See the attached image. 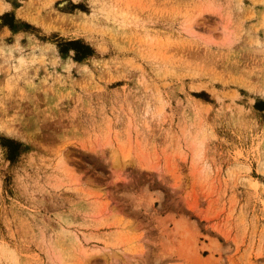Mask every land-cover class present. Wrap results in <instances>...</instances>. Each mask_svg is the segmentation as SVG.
<instances>
[{
    "label": "rangeland",
    "instance_id": "rangeland-1",
    "mask_svg": "<svg viewBox=\"0 0 264 264\" xmlns=\"http://www.w3.org/2000/svg\"><path fill=\"white\" fill-rule=\"evenodd\" d=\"M0 264H264V0H0Z\"/></svg>",
    "mask_w": 264,
    "mask_h": 264
},
{
    "label": "trees",
    "instance_id": "trees-1",
    "mask_svg": "<svg viewBox=\"0 0 264 264\" xmlns=\"http://www.w3.org/2000/svg\"><path fill=\"white\" fill-rule=\"evenodd\" d=\"M69 44H70V45H78L79 42H78V41H71Z\"/></svg>",
    "mask_w": 264,
    "mask_h": 264
},
{
    "label": "crops",
    "instance_id": "crops-1",
    "mask_svg": "<svg viewBox=\"0 0 264 264\" xmlns=\"http://www.w3.org/2000/svg\"><path fill=\"white\" fill-rule=\"evenodd\" d=\"M7 11H11V10H10V9H8ZM7 11H6V12H7Z\"/></svg>",
    "mask_w": 264,
    "mask_h": 264
}]
</instances>
